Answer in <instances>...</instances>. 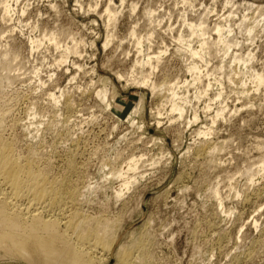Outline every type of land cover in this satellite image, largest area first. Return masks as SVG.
Instances as JSON below:
<instances>
[{
  "label": "rangeland",
  "instance_id": "374dc122",
  "mask_svg": "<svg viewBox=\"0 0 264 264\" xmlns=\"http://www.w3.org/2000/svg\"><path fill=\"white\" fill-rule=\"evenodd\" d=\"M225 1L0 0V137L75 191L44 218L63 230L74 218L111 223L95 264H122L137 239L147 264H264V82L252 79L264 80V0ZM201 20L211 39L198 57L190 24ZM220 26L232 32L227 57ZM0 264L33 263L0 248Z\"/></svg>",
  "mask_w": 264,
  "mask_h": 264
},
{
  "label": "bare ground",
  "instance_id": "6f19581e",
  "mask_svg": "<svg viewBox=\"0 0 264 264\" xmlns=\"http://www.w3.org/2000/svg\"><path fill=\"white\" fill-rule=\"evenodd\" d=\"M225 3V6L227 5L229 7L235 5L234 1L231 0H226ZM242 4L247 7H256L258 12L263 9L260 6H255L254 4H250L248 2H244ZM234 7L236 8V5ZM4 11L6 14L10 12V6L8 4H6ZM106 13L108 14L109 20L107 21L109 23L114 22L115 16L113 15L114 13L111 11L110 7L106 10ZM231 13L228 14L227 17L230 18L231 15L234 14ZM260 16L261 18H259L260 20L257 21V23L264 26V14L261 13ZM246 18L243 19L246 20ZM245 20H242V24ZM206 24L207 22L204 20H201L197 25L190 24V27L194 29V33L199 39L200 46L198 49L193 51V55L198 57H201L207 50L209 43L206 37L211 39L209 34L210 30L207 29ZM256 27L250 26L246 29V32L248 33L247 35H249L248 37L252 36V34L256 31ZM216 33L221 40L220 46L227 57L229 51H231L230 49L232 48V45L225 42L224 36L227 34L230 36L232 34L231 29L220 26L216 28ZM108 40L107 43H109ZM107 43L105 44L107 45ZM140 44L141 43L138 40L137 46L139 47ZM236 55L237 54H235V58L239 60V63L244 65V68H247L252 62L251 56V58L243 59L236 57ZM145 64L151 66L150 68H154L150 58ZM192 71L196 74V77L193 79V83L195 81L198 82L200 80V70L198 67L192 66L190 72ZM255 74L254 78H252L254 79V82L253 80L252 82L255 83L254 86L257 85L260 88V85L264 82L263 77L257 73ZM143 84L148 85L153 89L156 87L153 84H150V80L146 76L143 78ZM177 88L178 90L182 89L181 87ZM171 94L173 95V97L171 96L172 99L180 97H178V92L175 89L171 91ZM218 96H221V91L218 93ZM53 98L57 100L55 96H53ZM180 100L182 101L183 99ZM172 109L179 112L181 117L184 111V106L174 100ZM222 111L223 109L221 112ZM221 112L219 114H221ZM217 116L219 115L217 114ZM220 117L221 116L217 118ZM14 154L12 144L4 141L0 137V248L9 252V254L14 257H19L21 259L24 258L26 261L28 260L33 264H95L96 252L99 251L98 249L102 248L103 251H110L112 247V242L110 240L112 234L109 233L111 223L105 222V224L102 223L93 225V220H75L74 218L70 221L64 222L65 228L63 230L61 229V222L52 221L54 218L52 219L50 214L49 218L52 220L44 218L42 215L43 211L46 212L47 209H63L65 199H73L75 191H73L65 181L62 183L52 181L46 174L38 171L32 161H21L19 158H16ZM130 163L132 164L133 161ZM130 163V167L128 166L130 169L127 168L126 170H132L135 168V165H131ZM262 171L264 172V169ZM123 176L126 178L125 175ZM118 177H120V175H118ZM130 180H126L123 183L124 189L120 188L121 190L116 194L118 197L123 196L124 190L129 191L132 188L133 183H136L137 181L134 180L133 182V179ZM214 194L216 195L217 192ZM20 202L25 203V207L21 206V208L19 206L21 204ZM53 213L55 214V212ZM62 216L66 218L64 214ZM70 233L72 236L69 235ZM135 254H139L138 260L141 264H147L149 261L147 244L142 239H137L127 249H121L117 258L122 264H134Z\"/></svg>",
  "mask_w": 264,
  "mask_h": 264
}]
</instances>
